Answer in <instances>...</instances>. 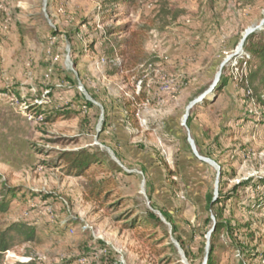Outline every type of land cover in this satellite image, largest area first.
<instances>
[{
	"label": "rangeland",
	"instance_id": "rangeland-1",
	"mask_svg": "<svg viewBox=\"0 0 264 264\" xmlns=\"http://www.w3.org/2000/svg\"><path fill=\"white\" fill-rule=\"evenodd\" d=\"M107 7L0 0V201L10 192L0 228L26 222L43 239L9 251L5 264H207L217 223L207 198L218 181L231 225L216 264H264V187L255 186L264 179V104L241 89L238 53L246 32L264 25V0ZM111 29L124 53L112 62L103 47ZM114 64L121 72L110 76ZM220 72L228 85L194 106L183 127ZM189 134L219 168L195 156ZM81 150L107 155L122 172L106 163L70 174L57 161ZM247 181L255 185L238 188Z\"/></svg>",
	"mask_w": 264,
	"mask_h": 264
},
{
	"label": "trees",
	"instance_id": "trees-1",
	"mask_svg": "<svg viewBox=\"0 0 264 264\" xmlns=\"http://www.w3.org/2000/svg\"><path fill=\"white\" fill-rule=\"evenodd\" d=\"M139 0H105V4L108 5L107 10L116 12L117 7L119 5H128L134 6ZM111 30L108 31L106 35V39L103 43L104 51L106 58L108 61L112 62L117 58V56H123V49H120L118 54V50L122 43L117 42L114 39L113 35H111ZM125 43L128 40L124 41ZM240 57V64L245 62L247 72L240 80L241 89L247 91L249 93V99H256L257 102L264 104V25L258 31H255L246 39L243 46V54ZM121 72V66L119 65H110V69L108 70V74L110 76H115ZM228 78L222 76L215 92H221L223 88L228 85ZM85 101L86 99L83 98ZM89 106H93L89 101H87ZM131 106H128V113H132L130 110ZM48 122H52V119H47ZM192 124V117H189L187 121V126L190 127ZM201 155H203L200 152ZM57 161L63 162L67 168H69L70 174H79L84 175L86 171L90 169L91 166L94 165H105L106 163H110L113 167H115L114 163H111L109 157L107 155H98L97 153L89 154L85 150L81 151H62L58 156ZM54 162V161H53ZM54 162L53 164H55ZM52 165L49 163V166ZM117 168V167H115ZM118 169V168H117ZM122 172L120 169H118ZM223 177H221L222 179ZM1 181V177H0ZM221 183V181H220ZM255 184L252 181H247L244 183H240L238 188H249L254 186ZM263 186L264 187V179H260L255 186ZM1 187V183H0ZM104 189L100 186L95 187L91 191V195L94 199L99 200L102 197ZM4 196L3 201H0V213L5 214L9 209V193L3 192ZM213 195H209L207 198V211H212V213L216 216L217 223L214 228V232L211 235V252L208 259L207 264H216V249L218 248V243L220 241V234L223 230L230 228V222L224 218L223 209L225 208V204L228 202L229 196L227 194H223L221 191L219 194V198L216 202L213 203ZM217 208V210H216ZM163 216L166 218L168 222H170L173 226L174 234H179V229L175 224L173 216L168 212H163ZM208 222L211 223L212 219L209 218ZM141 223V220H133L131 223V227H136ZM161 226L162 222L159 221ZM179 242L182 244L183 249L187 256H189L190 252L187 249L186 245L183 243L181 237L178 238ZM36 244L40 245L43 243L42 237L38 235V231L35 227L26 222H16L12 223L5 228H0V264H5L6 254L9 251L14 250L16 247L24 244ZM174 253H176V247L174 245H170ZM249 256L251 261H254L255 258H258L259 251L255 249ZM248 258V257H247ZM18 264H32V263H18ZM240 264H245V262H240Z\"/></svg>",
	"mask_w": 264,
	"mask_h": 264
},
{
	"label": "water",
	"instance_id": "water-1",
	"mask_svg": "<svg viewBox=\"0 0 264 264\" xmlns=\"http://www.w3.org/2000/svg\"><path fill=\"white\" fill-rule=\"evenodd\" d=\"M258 29H261V28H258ZM258 29H251V30H249V31L246 32V34L244 35L243 40H242V42H241V44H240V47H239L238 53L241 52V51H243V46H244V43H245L246 39L248 38V36L251 35L252 33H254L255 31H257ZM238 53H237V54H238ZM239 54H240V53H239ZM225 66H226V63H224V64L222 65L221 70H222ZM220 77H221V72L218 74L217 79H216L215 83L213 84L212 88L210 89V91L207 92L206 94L202 95V96H201L198 100H196L195 102H193V103L190 105V107L187 109V113H186V115H185V118H184V121H183V125H182L183 127H186V128H187V121H188V118H189V115H190V114H189L190 110H191L194 106H196L197 104L202 103V101L206 98V96H207L210 92H213V91L216 89V87H217V85H218V83H219V81H220ZM188 142H189V144H190V146H191V148H192L193 153L195 154V156H196L200 161L205 162V163H207V164H210V165H212V166H214V167H218L217 164H216L214 161L209 160V159H206V158H204V157H202V156H200V155L198 154V152H197V150H196V147H195V144H194V141L191 139V135H190V134L188 135ZM218 168H219V167H218ZM219 177H220V174H219ZM218 185H219V181L217 182V189H216L215 197H214V199H213V203L216 202L217 199H218V197H219V194H218ZM214 228H215V227H214ZM214 228L212 229V232H211V233L214 232Z\"/></svg>",
	"mask_w": 264,
	"mask_h": 264
}]
</instances>
